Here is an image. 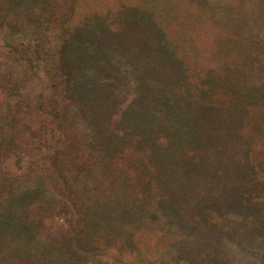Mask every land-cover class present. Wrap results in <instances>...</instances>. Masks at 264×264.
I'll use <instances>...</instances> for the list:
<instances>
[{"label": "rangeland", "instance_id": "374dc122", "mask_svg": "<svg viewBox=\"0 0 264 264\" xmlns=\"http://www.w3.org/2000/svg\"><path fill=\"white\" fill-rule=\"evenodd\" d=\"M0 264H264V0H0Z\"/></svg>", "mask_w": 264, "mask_h": 264}]
</instances>
